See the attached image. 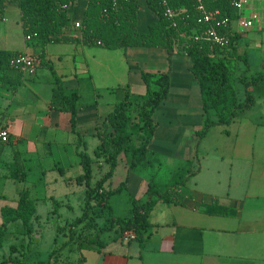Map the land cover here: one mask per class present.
Masks as SVG:
<instances>
[{
    "label": "crops",
    "instance_id": "1",
    "mask_svg": "<svg viewBox=\"0 0 264 264\" xmlns=\"http://www.w3.org/2000/svg\"><path fill=\"white\" fill-rule=\"evenodd\" d=\"M144 2L146 6L141 4L142 11L139 18V29L142 31L146 30L147 25L157 18L156 14L148 8L146 0ZM86 3L87 0L80 8L82 14ZM7 5L17 6L15 2L7 3ZM145 9L147 10L145 11ZM143 11L149 15V20L142 18ZM234 28L239 33L241 40L248 30L264 29V16L252 27L243 26L236 20ZM51 43L54 42L47 43L44 47L45 59L48 62H51L52 53L49 48ZM71 44L75 46L73 47L74 52L68 53L69 65L56 71L62 76L68 92L78 91L80 94L76 130L84 138L85 143H82L81 148L85 146L87 148L90 137L94 139L93 142L97 147L100 139L96 133L102 129L106 116L114 106L106 116L102 115L105 111L101 110L98 101L82 107L80 100L83 91L78 74L89 72V77L93 78L100 72L109 76L116 75L114 54L108 50V55H111L110 57L113 59L105 57L100 60L97 58L98 55L101 54V51L105 50L106 52L108 48L93 47L82 43ZM3 49L26 52L37 58L38 54L43 51L40 46L29 45L25 36L22 48ZM142 53L151 55L160 53L164 60L167 58L168 61L167 50L161 52V50H157V47H148L146 50L137 51V54ZM116 57L123 61L122 66L127 78L125 84L131 85V74L134 70L131 59L126 54H118ZM234 62L233 59L231 64L233 65ZM168 68L164 70L147 67L144 70L166 71ZM175 74V63L173 62L172 79ZM19 76V70L16 68L0 70V128H6L9 132L8 141L4 142L0 139V181L2 182L0 196L3 197H0V225L3 223L2 207L5 205L16 207L21 193L25 189L30 190V195L35 202L38 198L48 201L57 199L61 205L68 204V202L54 194H59L58 185L76 184L74 194L80 192L82 188L86 191V186L77 181V177L83 170L81 158L77 153L79 137L72 131L71 113L69 112L68 118L65 116L64 110L52 106L56 85L54 75H48V80L52 84L51 91H49L50 85L45 88L38 77L27 78L24 73L21 75L20 84L14 88V84L10 80ZM262 84L264 85V81ZM115 87L105 85L111 94H115ZM97 90L95 93L99 95ZM29 91L36 98L41 97L42 92L46 91L43 97L45 99L44 109L39 107L37 99L28 97ZM261 93L263 95L260 97L262 98L260 108L264 114V90ZM169 96H171V92ZM115 102L116 100L112 101V104ZM223 125L228 126L222 128V131L225 130L226 138L211 144L202 158L199 151L204 147L208 134L201 140L197 148L198 168L200 169L187 183L189 195L185 198L184 203L159 201L151 209L148 216L150 224L143 242L138 239H127L123 235L125 230L118 228L105 231L98 238L97 231L108 219V214H103V216L95 217L96 225L90 227L86 225V228L90 229L88 234L94 231V235L88 237V241L81 244L77 241L76 244L79 247L76 252L78 254L77 262L84 257L81 264H264V121H255L245 114H239L231 123ZM95 139H98L97 143H95ZM60 153L67 154L65 161L69 166L75 167L74 175L66 176V167L59 165L60 160L55 161L53 165L45 162L47 156L57 158ZM18 155L28 170L25 180L10 177L11 171L18 166ZM188 160H195V153ZM33 161L34 164L30 166ZM95 164L96 167L102 169V175L109 169V165L103 159L97 160ZM57 169L62 174L61 179L52 174ZM133 173L130 174L126 189L118 194L125 192L127 201L130 203L131 197L127 193L136 196L135 193L128 190ZM102 175L98 176L94 173L92 184L96 182H93L94 177L97 180ZM30 180H32L31 183ZM108 181L105 183V187L113 188L109 187ZM22 182H29V187L21 186L19 183ZM113 196L110 202L113 213H115ZM100 210V207H95L96 212ZM106 210H104L105 213H107ZM102 218L105 220L100 223ZM35 219L36 217L30 224L32 230ZM113 231H116L115 234ZM34 232L35 234H33ZM14 234L20 235V243H12L11 245H16L12 250L10 245V256L5 264H18L20 261H24L26 255L22 257L14 255H17L20 249L30 251L27 244L34 239L40 240L39 228L37 230L36 227L32 234H29L21 220L8 225L5 240ZM98 239L101 244L90 242V240ZM63 246L64 244L57 251L60 249L61 252ZM53 257L50 259V264L60 262L55 259L56 257ZM70 264L72 263L70 262Z\"/></svg>",
    "mask_w": 264,
    "mask_h": 264
},
{
    "label": "trees",
    "instance_id": "2",
    "mask_svg": "<svg viewBox=\"0 0 264 264\" xmlns=\"http://www.w3.org/2000/svg\"><path fill=\"white\" fill-rule=\"evenodd\" d=\"M16 3L21 11V22L24 36L33 45L42 47L38 54L39 64L47 65L55 76V88L52 106L71 113L72 131L78 134L79 144L77 153L81 158L82 173L77 177L80 184L86 186V197L82 215L72 221V227L86 224L89 227L96 225L95 217L109 214L107 222L99 228L96 235L115 228L133 230L137 239L143 242L149 227L148 216L151 209L159 201L175 202L182 204L189 195L187 183L200 168H194L195 160H188L189 167H179L174 182L161 190L155 175L146 184L144 194L146 199L130 194L132 208L129 215L117 216L113 213L110 199L126 189L130 174L135 172L143 160L152 154L149 146L154 139L157 124L154 113L157 108L169 97L171 92L172 57L175 53L187 54L192 59L189 67L197 79L202 97L204 123L201 129L196 130L197 142L195 159L198 161L197 148L201 140L208 134L214 125L231 123L242 111L249 109L255 102L252 86L264 81V71L258 73L251 80L241 77L245 83L246 101L240 102L237 91L233 85L234 71L231 62L234 58L248 63V54H238L240 35L233 30V21L239 17V10L232 0H204L207 8L220 9L224 16L229 18L226 24L219 28L230 34V45L221 48L206 39H197L196 32L204 28L198 22L200 13L197 5L192 0H169L163 4L160 0H146L147 6L156 14V19L147 25V29H139L141 9L140 0H87L83 14L80 18L81 26L77 27V11L81 8L79 0H0V11L7 3ZM78 7V8H77ZM171 8L174 15L167 14ZM28 36L30 38L28 39ZM50 42L82 43L89 46H102L108 49L122 47H161L168 51L169 68L166 71H148L142 69L140 74L145 83V92L136 93L131 85H119L114 88L117 98L114 108L108 113L101 130L97 131L100 143L91 155L84 142L83 135L76 130L77 117L80 109L78 91L68 92L64 86L62 76L55 70L53 64L45 59L44 47ZM20 52L17 50L0 48V70L16 68L20 76L10 80L16 88L21 82L22 70L11 65V59ZM7 81V80H6ZM136 110L145 134L141 145H136L133 133L130 130L131 112ZM1 154V152H0ZM122 154H128L129 165L124 180L115 188H106L105 183L114 175L119 165ZM18 158V166L10 173V177L25 180L28 171ZM103 159L109 169L102 177L92 184L94 176L93 164ZM193 165V167H191ZM54 212H57L61 202L53 199ZM95 207H100L99 212ZM108 210L107 213L104 210ZM3 223L0 225V247L3 246L8 225L21 220L29 234H32L30 224L36 217V202L30 195V190L25 189L20 196L16 207L5 205L1 209ZM60 229V228H59ZM77 232L76 238L80 244L88 241L83 229ZM73 238L75 232H71ZM99 243L98 240H90ZM16 245H11V250ZM57 251V250H56ZM54 253V252H53ZM53 253L51 257L53 256ZM84 257L76 264H81ZM47 264H50V260Z\"/></svg>",
    "mask_w": 264,
    "mask_h": 264
},
{
    "label": "rangeland",
    "instance_id": "3",
    "mask_svg": "<svg viewBox=\"0 0 264 264\" xmlns=\"http://www.w3.org/2000/svg\"><path fill=\"white\" fill-rule=\"evenodd\" d=\"M85 2L86 0H79L78 5L81 7L85 4ZM141 4L142 6H146L144 0H141ZM146 10L147 9H145V11ZM257 10L260 14L264 13V1L259 7H257ZM76 11L78 17L82 15V9L78 8ZM246 13L250 14V10H246ZM142 18L146 20L150 19L149 15H147L144 11ZM28 44L33 45V42L28 41ZM23 45L24 32L21 25V11L16 5H7L5 9L0 11V48H22ZM74 46L68 42L51 43L49 47L50 52L52 53L50 59L55 70L60 71L69 65L68 53L74 52ZM146 49H148V47H122L119 49H107L106 52L105 50L101 51V54L97 57L100 58V60H103L105 57L110 59L111 55L109 56L107 51L110 50L113 52L114 59L111 58V60H115L117 74L109 76L100 72V74H97L93 78L89 77V72H80L78 75L83 91L80 105L85 107L94 101H98L101 110L105 111L102 114L104 116H106L113 106H115L116 102L112 104V101H117L116 95L111 94L108 88H105V85H126L125 81L127 78L122 66L123 61L118 60L116 57L118 54H126V56L131 59V64L134 65V70L131 74V86L133 91L136 93L144 92L145 84L141 79L140 70L147 67H155L164 70L168 68L167 58L164 60L160 53L157 55L143 53L137 54L138 50ZM157 50H161V52L166 51L164 48L159 47H157ZM244 52H247L248 54V63H245L238 58H234L235 62L233 65L230 63L231 66H233L232 69L234 71L233 85L237 91L238 99L242 103L246 101L247 94L245 83L241 81V77H246L247 80H251L258 73L264 71V29L255 28L246 31L245 36L238 43L237 50L238 54H243ZM173 62L175 63L176 74L172 79L171 96H169V98H167L166 101L157 108L154 114V118L158 124V129L156 131L155 138L150 145V150H153L152 154L146 157L143 160V163L139 165V168H137V170L131 175L132 181L128 190L135 193L136 197H140L142 199H146L144 188L153 175L156 176L155 180L158 182L161 190L166 189L167 185L174 182L175 176H177V179L179 180L178 175H176V171L179 167H189L187 159L192 157L196 151V130L201 129L204 123L200 87L192 72L188 68V66L192 63L191 58L187 54L179 53L175 54ZM52 73L53 72L47 65H40L38 63L35 74L25 73L24 76L27 78L35 76L38 77L40 82L43 83V87L46 88L50 85L49 91H51L52 84L50 80H48V75L53 76L54 74L52 75ZM95 90L98 91L99 95L95 93ZM263 90L264 85L262 82L252 86V94L254 95L255 102L249 109L242 111L240 113L241 115L245 114L255 121H264V114L260 108V103L262 102V98L260 97L263 95L261 93ZM45 94L46 91L42 92L41 97L38 96V98H36L35 95L29 91L28 97H31L34 100L37 99L39 107L44 109L45 99L43 97ZM136 112V110L131 112L132 121L130 124V130L133 133L135 144L139 146L141 145L145 134L141 129L143 123L140 121ZM65 116H68L69 118V112L65 111ZM225 127L228 126L214 125L210 128L204 147L199 151L201 158L202 155H205L206 149L211 144L220 139L226 138L224 133L225 130L222 131V128ZM95 140V143H97L98 139ZM93 141L94 139L90 137L88 142L89 144L87 145V150L91 155L94 154L93 151L96 147V144H94ZM59 156L62 157L60 158ZM65 156H67L66 153H60L57 158L49 155L45 158V162L53 165L55 161L58 162V160H60L59 165L66 167V176L68 177L70 175H74L73 173L75 167H72V165L69 166V164L65 161ZM20 160L26 169L22 159ZM129 161L128 154H122L115 174L108 181L109 187H117L120 182L125 179ZM33 164L34 161L30 163V166ZM93 167L95 174L98 176L102 175V169L96 167L95 163L93 164ZM191 167H193V165ZM198 167L199 162L195 159L194 168ZM52 174L61 179L62 174L59 169L54 171ZM95 181L96 178L94 177L93 182ZM31 182L32 180H30V183ZM19 184L27 187L30 185L29 182H22ZM0 187H2L1 181ZM58 189L59 194H54L56 197L64 199L68 202V204L61 205L59 210L54 212L53 210L55 208L53 200L48 201L44 198H38V200H36L37 216L33 223L32 232L36 227L37 230L39 228L40 240L37 241L34 239L27 244V246L30 247V251L20 249L18 254L14 255L15 257H22L23 255H26V259L24 261H20V264H47L51 259L53 252V256L56 257L55 259L58 262L60 261L57 264H70V262L72 264H76L78 260V254L76 252L78 251L77 249H79L76 243L80 240L75 237L77 236L76 231L83 229V234L86 235L87 238L94 235V231H91V233H89L90 235L88 234L90 229L86 228L85 223L80 226H76L74 229L72 227V221H74L76 217L82 215L84 211L83 206L85 204L86 197V191L84 188L80 189V192H75L76 194H74L73 192L76 190V184L63 183L58 185ZM127 195L130 196L129 192ZM113 201L115 215L122 216L130 213L132 206L131 203L127 201L125 192L120 195L115 194V196H113ZM107 217H110L109 214ZM102 220H105V218H102L100 223H103ZM72 231L75 232L73 238L70 235ZM115 232L116 231H113L114 234ZM33 234H35V232ZM20 238L19 234H14V236L6 238L5 244L0 247V264H5L6 260L10 256V245L14 242L20 243ZM63 244L64 246L61 248V252L60 249L56 252V250Z\"/></svg>",
    "mask_w": 264,
    "mask_h": 264
},
{
    "label": "built area",
    "instance_id": "4",
    "mask_svg": "<svg viewBox=\"0 0 264 264\" xmlns=\"http://www.w3.org/2000/svg\"><path fill=\"white\" fill-rule=\"evenodd\" d=\"M163 4H168L169 0H160ZM197 5V9L200 13L198 22L204 25V28L196 32L195 37L197 39H206L212 44L217 45L221 48L228 47L230 45V34L224 32L219 28L221 25L226 24L229 20L227 16L221 12L220 9H209L207 8L204 0H192ZM264 0H232L234 6L239 10V17L236 19L237 22L243 26L252 27L260 20L263 14H260L257 10ZM250 10V14L246 13V10ZM167 14L173 16L174 13L171 8L167 9ZM244 16V17H243ZM233 21V30L234 22ZM77 27L81 26L80 19L75 22ZM30 36H28V39ZM39 63L38 58L29 53H19L11 59V65L18 67L25 74H35L37 71V64ZM0 139L4 142L9 139V132L6 128H0ZM124 237L127 239H137V234L133 230H125Z\"/></svg>",
    "mask_w": 264,
    "mask_h": 264
}]
</instances>
